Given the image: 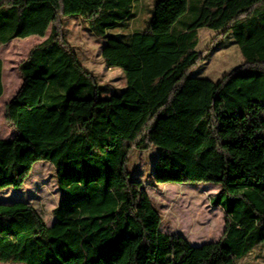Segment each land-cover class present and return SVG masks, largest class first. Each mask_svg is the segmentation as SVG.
Here are the masks:
<instances>
[{"label": "trees", "instance_id": "1", "mask_svg": "<svg viewBox=\"0 0 264 264\" xmlns=\"http://www.w3.org/2000/svg\"><path fill=\"white\" fill-rule=\"evenodd\" d=\"M140 1L0 0V46L50 30L19 63L22 83L5 104L16 132L0 138V191L23 187L42 160L62 191L51 225L26 201L0 200L1 262L239 264L264 242V0H199L192 20L189 0H153L146 25L124 33ZM69 15L103 39L102 59L123 70L125 87L108 93L84 66ZM203 27L230 35L243 57L219 80L191 73L217 49H197ZM2 70L0 59V96ZM152 146L155 182L219 186L218 240L160 230L130 164Z\"/></svg>", "mask_w": 264, "mask_h": 264}, {"label": "rangeland", "instance_id": "2", "mask_svg": "<svg viewBox=\"0 0 264 264\" xmlns=\"http://www.w3.org/2000/svg\"><path fill=\"white\" fill-rule=\"evenodd\" d=\"M190 9L186 17L192 20L196 16V6L199 0H189ZM153 0L140 1L136 6V15L129 19V26L124 33L143 28L152 14ZM68 39L76 49L84 66L93 72L100 83L108 88V93L119 91L126 86V78L121 68H108L101 56L103 39L97 37L88 27L87 21L81 16L66 17ZM114 32L120 29L115 27ZM45 37L39 35L25 38H15L0 46V59L3 62L2 81L4 92L0 96V138H12L16 130L6 121L5 104L16 93L22 83L18 69L30 49L42 42ZM197 49L206 50L211 45H217L207 58L192 70V75L219 80L232 68L239 65L243 57L238 45L228 35H220L212 29H199ZM219 36V37H218ZM12 41V40H11ZM217 43V44H216ZM209 51V50H208ZM159 147L152 146L148 150H135L131 155V167L137 172V178L142 180L155 205L161 211L163 220L160 230L165 233H182L192 244H202L206 241L218 240L224 231L225 217L220 206L211 203L212 197L218 192L219 186L207 183H157L152 177L153 163L158 155ZM54 168L50 161H37L25 180L23 187H7L0 191V200L13 202L26 201L34 205L51 225L55 220L52 211L61 199ZM239 264H264V242L257 246ZM0 264H24L18 262H1ZM184 264V263H181Z\"/></svg>", "mask_w": 264, "mask_h": 264}, {"label": "crops", "instance_id": "3", "mask_svg": "<svg viewBox=\"0 0 264 264\" xmlns=\"http://www.w3.org/2000/svg\"><path fill=\"white\" fill-rule=\"evenodd\" d=\"M29 39H30V37H27V38L24 39V41H29ZM13 41H15V39H13V40L10 41V42H13ZM108 68H110V67H108ZM181 234H182V233H181ZM206 242H208V241H206Z\"/></svg>", "mask_w": 264, "mask_h": 264}]
</instances>
